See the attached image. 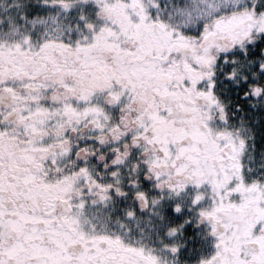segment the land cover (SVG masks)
Segmentation results:
<instances>
[{
  "label": "snow or ice",
  "instance_id": "obj_1",
  "mask_svg": "<svg viewBox=\"0 0 264 264\" xmlns=\"http://www.w3.org/2000/svg\"><path fill=\"white\" fill-rule=\"evenodd\" d=\"M0 264H264V0H0Z\"/></svg>",
  "mask_w": 264,
  "mask_h": 264
}]
</instances>
